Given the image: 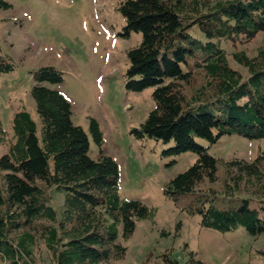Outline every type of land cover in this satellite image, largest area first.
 Here are the masks:
<instances>
[{
    "label": "trees",
    "instance_id": "obj_1",
    "mask_svg": "<svg viewBox=\"0 0 264 264\" xmlns=\"http://www.w3.org/2000/svg\"><path fill=\"white\" fill-rule=\"evenodd\" d=\"M9 7L0 0V9ZM118 11L122 35L141 34L127 53L126 87H151L154 102L135 134L170 145V155H196L164 194L188 197V212L200 216L203 228L242 227L249 237L264 236V153L224 162L222 178L218 160L208 153L225 134L264 139V44L253 56L226 50L264 32V0H124ZM229 55L246 76L229 65ZM12 69L0 54V73ZM33 78L40 128L24 109L14 112L9 137L0 120V146H6L0 155V264H37V241L52 264H111L126 251L119 233L127 240L138 220L153 217V209L119 195L118 165L104 153L93 118L89 131L99 151L90 157L88 134L73 124L70 103L45 85L60 83L61 73L47 66ZM217 182L220 189L214 190ZM48 187L64 193L60 214ZM159 256L164 264H177L168 252ZM190 263L205 264L192 256Z\"/></svg>",
    "mask_w": 264,
    "mask_h": 264
},
{
    "label": "rangeland",
    "instance_id": "obj_2",
    "mask_svg": "<svg viewBox=\"0 0 264 264\" xmlns=\"http://www.w3.org/2000/svg\"><path fill=\"white\" fill-rule=\"evenodd\" d=\"M11 7L0 9V54L13 65L0 73V120L11 135L14 112L24 109L40 128L39 116L31 96L34 72L53 67L62 81L45 83L59 91L71 105L73 124L89 137V155L98 157V146L89 131V119L97 121L102 133V149L117 163L118 192L122 198L138 199L153 209L149 219L138 220L132 235L118 241L126 251L111 264H164L159 255L168 252L177 264H191V256L205 264H264V236L249 237L242 227L218 232L203 228L200 216L188 212L189 198L166 197L167 183L195 160L191 152L177 156L166 151L170 145L134 130L154 107L152 88L134 92L126 87L128 51L141 41L140 33L123 36L124 19L118 11L124 0H5ZM264 44V32L247 44L226 47L228 53L245 50L255 55ZM231 67L242 76L247 71L228 56ZM38 134L40 132L38 131ZM6 146H0V155ZM208 153L218 160L222 178L224 162L233 158L253 160L264 153V139L238 134L222 135ZM205 182L200 186L206 190ZM220 189V182L212 185ZM51 204L60 214L64 193L47 188ZM35 263L52 264L44 245L37 241Z\"/></svg>",
    "mask_w": 264,
    "mask_h": 264
}]
</instances>
